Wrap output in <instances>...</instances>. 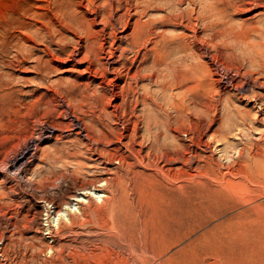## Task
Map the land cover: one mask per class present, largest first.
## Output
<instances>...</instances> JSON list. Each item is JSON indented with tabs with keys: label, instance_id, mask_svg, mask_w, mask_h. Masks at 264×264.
<instances>
[{
	"label": "rangeland",
	"instance_id": "obj_1",
	"mask_svg": "<svg viewBox=\"0 0 264 264\" xmlns=\"http://www.w3.org/2000/svg\"><path fill=\"white\" fill-rule=\"evenodd\" d=\"M49 1L0 0V81L2 80L0 82V237L4 236L2 246L9 257V264H74V260L77 259L79 263L84 264H123L125 261L124 264H264V157H262L264 140L261 139L263 127L254 123L253 118L256 113L254 101L245 99V95H251V88L257 94H264V89L252 87L254 76L258 77L255 73L258 63L251 62L256 65L255 71L247 60L250 53L252 54L250 57L256 55L255 52L253 53V47L251 49L248 47L255 41L259 44L262 41L259 34L258 37L255 33L251 35L253 32L248 25H255L256 22L259 25L258 23L264 21L263 0H246V3L241 2L245 0H230V3L227 0H216L218 10L221 12L219 18L213 16L209 0H172L171 3L169 0H157L162 4L155 2L156 6L149 7L146 13L144 12L145 15L135 16L134 14L142 10L143 4H146L142 0H139L138 4L136 0ZM167 2L170 5H167ZM163 3L168 7L166 8ZM104 6L107 7L108 12L112 8L114 13L111 19L105 17L106 12L101 10ZM93 10H99L105 20L114 25L109 24L104 29V24L101 22L102 15H96ZM224 12L225 17L222 16ZM125 13L126 15L122 17ZM64 14L68 20L65 24L61 22ZM119 17L122 23L117 22ZM125 26L127 30H123ZM214 27L216 28L212 31ZM87 32L90 34L89 39H86ZM215 32L217 35L214 38L212 33ZM242 34L243 37L246 36L243 38L245 40L251 38V45L249 40L248 44L243 43L245 40L242 42L240 37ZM95 40L96 44L93 43ZM110 43L114 44L113 47H118L114 48V58L110 59L111 67L131 68L130 76L124 77L125 80L114 81L116 76L111 70L104 77V71L100 68L98 71L96 65L91 66L93 75L86 71L91 60H96V52H101V44L104 50L100 56L109 57ZM156 43L158 44L155 45ZM257 43L253 46H258ZM77 48L81 49L78 51ZM178 48L181 50L179 54L183 57L189 50H193L195 59L185 57L182 66L180 64V68L174 70L179 84L164 91L167 101L162 96L163 91L152 84V80L157 78L158 71L152 79L147 78L144 81L129 79L135 73L136 75L148 73L145 68L154 63L157 54L164 59L177 53ZM38 62L42 68L43 64H46L44 70H41L44 74L36 68ZM257 68L259 71L260 66ZM261 69L263 73L264 67ZM43 71L49 72L47 74ZM250 71H253L254 76ZM242 73L248 75L244 76ZM94 74L97 77H94ZM75 79L80 81V84H83L82 89L85 87L88 92L78 94L80 99H77L78 101L73 104L74 108L69 110L67 106L69 100L63 101L61 97L56 101L53 100V96L56 95V91L53 90H56L54 88L59 90L61 83L66 84ZM232 79L234 87L228 82ZM263 80L262 75L260 81ZM129 84L133 92L135 89V93L129 91L130 98L125 102L123 96L128 93ZM145 87L151 89L154 98H157L154 99L155 107H151L152 101L148 96L150 106L146 111L142 103L135 101L137 95L141 97ZM190 87L193 90L191 88L187 91L186 89ZM123 92L126 94L124 95ZM177 94H180V97ZM40 103L43 104L39 105ZM229 105L233 112L229 113L232 118L228 116L227 119L223 116V108ZM195 110L196 112H193ZM64 111H67V114ZM238 111L244 116L250 112L251 119L247 118L243 123ZM71 113L76 114L86 126V131L82 134L78 133V129L67 132L71 128L72 120L75 121L70 116ZM145 116H151L159 125L158 129L153 128L150 134H145L144 131L142 118ZM230 118H236V122H240L235 125L236 128L239 126V129L243 130L241 133H238L236 128H234L235 133L231 132L232 134L222 131L227 121L230 123ZM52 125L59 127V130L53 131L52 135L48 136L45 127ZM159 130L161 133H158ZM85 132L90 138L84 135ZM120 133L126 135L123 143L126 142L133 152L129 153L123 144L117 143ZM227 133L229 135L226 136ZM172 134L174 138H171ZM37 136H40L37 156L25 165L22 173H19L13 159L30 138ZM155 136L158 137L157 141ZM145 137L149 141L144 140ZM169 139L172 140L171 143ZM79 143H82L84 148L79 146ZM153 143L158 146H154ZM85 144L88 146L85 147ZM94 145L108 152L100 157L97 154L92 155L87 147L96 149ZM173 146L175 149L172 148ZM114 147L119 148L118 152L114 151ZM240 148H244L242 150L244 152L239 151ZM78 149H81L83 154L72 155L78 153ZM254 155L262 157V162H255ZM62 176L66 179L62 180ZM57 179H59L58 184ZM102 179L111 181L113 192L115 189L118 194V202L122 203L125 206L124 210L129 212L125 215L126 219L124 218L126 223L122 221L124 226L122 222L120 223L121 217L119 219L114 217V208H112L114 201H111L114 200L113 196L110 200L111 207L104 212L105 214H92L90 217L80 219L81 221L76 225L65 228L60 235H54L55 241L48 238L44 229L46 213H43V210L47 207L53 211L54 206L43 205L41 201H53L54 205L60 208L77 187L99 184L103 182ZM73 203L76 204L75 201ZM128 207L131 209L128 210ZM124 231L127 233L124 234ZM115 235L121 237L116 238ZM49 246L57 248L53 247L55 255L52 254V257L48 256ZM129 247L136 249V255L134 251L132 253L129 250ZM138 251L143 258L142 261Z\"/></svg>",
	"mask_w": 264,
	"mask_h": 264
},
{
	"label": "bare ground",
	"instance_id": "obj_2",
	"mask_svg": "<svg viewBox=\"0 0 264 264\" xmlns=\"http://www.w3.org/2000/svg\"><path fill=\"white\" fill-rule=\"evenodd\" d=\"M49 1V0H48ZM108 1V0H107ZM137 1V4H138V1L139 0H136ZM141 1V0H140ZM159 1V0H158ZM170 1H172V0H169V2ZM175 1V0H174ZM183 1V0H182ZM228 1V3H230V0H227ZM252 1V0H251ZM257 1H259V0H257ZM50 2V1H49ZM67 2V1H66ZM75 2V1H74ZM142 2H144V3H146V4H143V8H142V10L140 11V12H137L136 14H134V16L135 15H145V13H146V11H147V9H149V7H153V6H156V5H154L155 4V2H157V0H146V2H145V0H142ZM169 2H167V5L169 4L170 5V3ZM239 3H240V1H238ZM241 2H245L246 3V0L245 1H241ZM263 2H264V0H263ZM81 3V2H80ZM140 4H141V2H139ZM160 3V2H159ZM158 2H157V4H159ZM173 3V2H172ZM177 2H175V4H176ZM217 3L218 2H216V0H209V5H210V8H211V12H212V14H213V16H215V17H217L218 15H220V10H218V7L219 6H217ZM221 3V2H220ZM252 3V2H251ZM250 3V4H251ZM262 3V2H261ZM77 4H78V2H77ZM136 4V3H135ZM160 4H162V3H160ZM174 4V5H175ZM241 4V3H240ZM258 4V3H257ZM51 5V4H50ZM55 5V4H54ZM80 5V4H79ZM163 5H164V3H163ZM165 5H166V3H165ZM164 5V6H165ZM166 5V8L168 7ZM87 6H88V4H87ZM121 7H123L122 5H120ZM223 6V5H222ZM237 6V5H236ZM252 6V5H251ZM37 7V6H36ZM172 7V6H171ZM240 7V6H239ZM264 7V6H263ZM103 8V9H102ZM101 8V10L102 11H105L106 12V14H105V17H108V18H112L113 17V10H112V8L110 9V11L108 12V11H106L107 10V7L106 6H104V7H102ZM132 8V7H131ZM154 8H156V7H154ZM170 8V7H169ZM172 8H174V7H172ZM60 9V8H59ZM78 9V8H77ZM76 9V10H77ZM88 9V8H87ZM123 9V8H122ZM129 9V8H128ZM215 9H216V11L217 12H215ZM223 9H224V7H223ZM223 9H222V12H223ZM231 9V8H230ZM234 9H236V7H235V5H234ZM58 10V9H57ZM72 10V9H71ZM92 10V9H91ZM132 10V9H131ZM140 10V9H139ZM170 10V9H169ZM213 10H214V12H213ZM56 11V10H55ZM63 11V10H62ZM94 11V13L96 14V15H99L100 13V11L99 10H93ZM193 11V10H192ZM75 12V11H74ZM128 12H130V11H128ZM128 12H126V13H128ZM134 12V11H133ZM145 12V13H144ZM149 12V11H148ZM195 12V11H194ZM210 12V13H211ZM59 13V12H58ZM62 13H65V12H62ZM126 13L122 16V17H124L125 15H126ZM131 13V12H130ZM193 13V12H192ZM191 13V14H192ZM225 13V12H224ZM222 14V16H226V13L225 14ZM227 13H229V12H227ZM57 14V13H56ZM66 14V13H65ZM64 14V15H65ZM103 14V13H102ZM102 14H100V15H102ZM117 14V13H116ZM129 14V13H128ZM174 14H176V13H174ZM197 14H199V13H197ZM201 14V13H200ZM63 15V14H62ZM67 15V14H66ZM66 15L64 16V18H63V20L61 21L62 23H67V17H66ZM71 15V14H70ZM189 15V14H188ZM228 15V14H227ZM177 16V15H176ZM182 16V15H181ZM101 17V16H100ZM105 17H104V15H102V20H101V22L104 24V29L106 28V27H108L109 26V24H112L111 26H113L114 24L113 23H111V22H108V21H106L105 20ZM129 17V16H128ZM199 17V16H198ZM223 17V18H224ZM72 18V17H71ZM94 18V17H93ZM132 18V17H131ZM217 18H219V16L217 17ZM217 18H215V19H217ZM183 19V18H182ZM38 20V19H37ZM70 20H72V19H70ZM116 20V19H115ZM217 20H220V19H217ZM121 22V17H119V20H117V22ZM214 21V20H213ZM38 22V21H37ZM93 22H95V20H93ZM259 22V21H258ZM261 22V21H260ZM74 23V22H73ZM122 23V22H121ZM124 23V22H123ZM127 23H128V21H127ZM131 23V22H130ZM246 24V23H245ZM245 24L243 25V28L242 29H244V26H245ZM249 24V23H248ZM259 25H257V22H256V24L254 25V24H249L248 25V27L249 26H251V31L253 32V33H251V35L252 34H256L257 36L256 37H258V34H259V38L260 39H262V41L260 42V44L259 43H257L256 41L253 43V45L255 44V43H257L258 44V46L260 47H258V46H249L248 48H250L251 49V47H253L252 49L254 50H251V51H253V53L255 52V57L254 56H251L250 57V55H252L251 53H250V55L247 57V55H245L246 57H247V60H249V62L251 63V62H254L255 64L256 63H258V65L257 66H260V68H259V71H258V68H257V66L256 65H254V63H251L252 64V67H253V69L255 70V68H256V70H257V72H255V73H257V75H258V77L256 76H254V74L252 73L253 71H250L253 75L252 76H254V80H253V82H254V84H253V88H262V89H264V80L263 81H260V78H262V75L264 76V72L262 73V67H264V21H262L261 23H258ZM72 25H74V24H72ZM134 25V24H133ZM213 26H215L214 24H212ZM247 25V24H246ZM68 26H70V24L68 25ZM77 27V26H76ZM130 27V26H129ZM239 28H240V26H238ZM247 27V28H248ZM63 28V27H62ZM81 28V27H80ZM114 28V27H113ZM188 28H190V27H188ZM215 28L216 27H214L213 28V30L212 31H214L215 30ZM238 28V29H239ZM55 29V28H54ZM66 29H68V28H66ZM74 29V28H73ZM59 30V29H58ZM114 30V29H113ZM123 30H127V26H125V28L123 29ZM191 30V29H190ZM246 30V29H245ZM56 31V30H55ZM65 31V30H64ZM81 31V30H80ZM120 31V30H119ZM133 31V30H132ZM191 31H193V29L191 30ZM49 32V31H48ZM62 32V31H61ZM66 32V31H65ZM75 32V31H74ZM221 32V31H220ZM242 32V31H241ZM247 32H249V31H247ZM57 33V32H56ZM116 33V32H115ZM239 33V32H238ZM244 33V32H243ZM245 33H246V31H245ZM49 34H50V32H49ZM87 35H86V39H89V37H90V34H89V32H87L86 33ZM168 34V33H167ZM213 34V36H214V38H215V35H217L216 34V32H215V34L214 33H212ZM247 34H249V33H247ZM195 35V34H194ZM44 36V35H43ZM78 36V35H77ZM210 36V35H209ZM117 37V36H116ZM240 37H242V42L245 40V39H243V38H246V36H244L243 37V34H242V36H240ZM255 37V36H254ZM113 38H115V37H113ZM210 38H211V36H210ZM248 38V37H247ZM253 38V37H252ZM48 39V38H47ZM58 39V38H57ZM80 39H81V37H80ZM120 39V38H119ZM150 39V38H149ZM191 39V38H190ZM217 39V38H216ZM216 39H215V42H216ZM258 39V38H257ZM256 39V40H257ZM259 39V40H260ZM85 40V39H84ZM248 40H249V43L250 42H252V41H250L251 40V38H248ZM248 40L246 39L243 43L244 44H248L247 42H248ZM258 40V41H259ZM114 40H112V42H113ZM149 41V40H148ZM153 43H155L154 41H152ZM211 42V41H210ZM52 43V42H51ZM93 43H97V41L95 40V42H93ZM115 43V42H114ZM81 44V43H80ZM158 43H156L155 45H157ZM243 44V45H244ZM110 45H111V47H110V50L108 51L109 53H110V55H109V57H107V56H100V53L101 52H103V50H104V46L101 44L100 46V51L101 52H99V51H97L96 52V55H97V58H96V60H94V59H92L91 60V62H90V66H88L87 67V69H86V71L87 72H89V73H92L93 72V70H92V67L91 66H93V65H96L98 68V71H100V69L101 70H103L104 71V74H103V76L105 77L106 76V73L109 71V70H111L112 71V73H115V78H114V81L115 80H125V79H123L124 77H126V76H130V71H131V68L130 67H126V66H123V68H112L111 67V62H110V59H112V58H114V48L116 49V48H118V47H113V45L114 44H111L110 43ZM130 45V44H129ZM182 45V44H181ZM191 45V44H190ZM249 45H251V43L249 44ZM76 46H79V45H76ZM189 46V45H188ZM210 46V45H209ZM215 46V45H214ZM218 46V45H217ZM248 46V45H247ZM66 47V46H65ZM73 47H75V46H73ZM179 47V46H178ZM182 47V46H181ZM208 47V46H207ZM210 47H212V46H210ZM244 47H245V45H244ZM148 48V47H147ZM218 48V47H217ZM246 48V47H245ZM244 48V49H245ZM248 48H247V50H248ZM81 48H77V50L79 51ZM193 49V48H192ZM214 49V48H213ZM216 49V48H215ZM224 49V48H223ZM47 50V49H46ZM48 50H50V49H48ZM185 50V49H184ZM218 50V49H217ZM216 50V51H217ZM82 51V50H81ZM80 51V52H81ZM88 51V50H87ZM171 51H172V49H171ZM215 51V50H214ZM220 51V50H219ZM50 52V51H49ZM70 52V51H69ZM125 52V51H124ZM138 53H139V50L137 51ZM170 52V51H169ZM181 52V50L178 48V50H177V53L175 52V54L173 53L172 55H169V56H167V57H165L164 59H162L160 56H159V54H157L158 56L156 57V58H154V63L150 66V67H146L145 68V71L146 72H148V73H143V71H142V73L143 74H138V75H136V73H135V75H133V76H131L129 79H134V80H137V81H139V80H141V81H144V79H147V78H150V79H152L153 78V76L157 73V71H158V73H157V78L155 79V80H152L153 81V83L152 84H154L155 86H157V87H159L160 88V90L161 91H163V98H165L166 99V95H165V92L166 91H168V90H170V87H172V86H178V81L176 80V77H175V69H178V67L180 66V64H181V66H182V62L184 61V58L186 57V58H189V59H192V58H194L195 59V57H193V50L192 51H190L189 50V52L188 53H185L184 55H185V57H183V55L181 56L179 53ZM185 52V51H184ZM191 52V53H190ZM196 52V51H195ZM218 52V51H217ZM246 52V51H245ZM244 52V53H245ZM248 52H250V51H248ZM57 53V52H56ZM93 53V52H92ZM156 53H158V52H156ZM242 53V52H241ZM247 53V52H246ZM45 54V53H44ZM62 54V53H61ZM72 54V53H71ZM151 54V53H150ZM161 54V53H160ZM170 54V53H169ZM179 54V55H178ZM183 54V53H182ZM243 54V53H242ZM196 56H197V54H195ZM209 55V54H208ZM214 55V54H213ZM244 55H242L243 57H245ZM57 56V55H56ZM85 56H86V54H85ZM164 56H166V55H164ZM25 57V56H24ZM39 57V56H38ZM69 57V56H68ZM215 57V56H214ZM214 57H212L213 59H215ZM242 57V58H243ZM245 57V58H246ZM250 57V58H249ZM26 58V57H25ZM92 58V57H91ZM125 58V57H124ZM217 58V57H216ZM249 58V59H248ZM70 59H71V57H70ZM75 59V58H74ZM89 59V58H88ZM119 59V58H118ZM147 59V58H146ZM212 59V60H213ZM39 60V59H38ZM41 60V59H40ZM50 60V59H49ZM72 60V59H71ZM106 60V61H105ZM117 60V59H116ZM219 60V59H218ZM19 61V60H18ZM21 61V60H20ZM135 61V60H134ZM148 61V60H147ZM185 61H187V60H185ZM214 61V60H213ZM217 61V60H216ZM42 62V61H41ZM43 62H44V57H43ZM218 62V61H217ZM220 62V61H219ZM130 63V62H129ZM35 64H37V63H35ZM38 64H39V62H38ZM43 64V63H42ZM128 64V63H127ZM242 64V63H241ZM46 65V64H45ZM44 64H43V66L44 67H46ZM215 65V64H214ZM247 65H249V64H247ZM37 66V65H36ZM35 66V67H36ZM132 66V65H131ZM244 66V65H243ZM251 66V65H250ZM256 66V67H255ZM44 67L42 68V66H41V64H39L36 68H38V70L41 72V70L43 69L44 70ZM52 67V66H51ZM94 67V66H93ZM255 67V68H254ZM100 68V69H99ZM180 68V67H179ZM218 68V67H217ZM251 68V67H250ZM45 69H47V68H45ZM124 69H126V70H124ZM136 69V68H135ZM252 68H251V70H253ZM50 70V69H49ZM175 70V71H174ZM186 71V70H185ZM198 71V70H197ZM238 71V70H237ZM244 71V70H243ZM246 71H248V70H246ZM43 72H47V71H43ZM49 72V71H48ZM48 72H47V74H48ZM122 72H124V74H122ZM178 72V71H177ZM184 72V71H183ZM249 72V73H250ZM42 73V72H41ZM51 73V72H50ZM109 73V72H108ZM140 73V72H139ZM179 73V72H178ZM246 73V72H245ZM243 74L244 76L246 75V74ZM248 73V72H247ZM42 74H44V73H42ZM182 74H184V73H182ZM181 74V75H182ZM226 74V73H225ZM238 74V73H237ZM236 74V75H237ZM2 75V74H1ZM6 75V74H5ZM41 75V74H40ZM40 75H39V77H40ZM92 75H93V73H92ZM179 75V74H178ZM242 75V76H243ZM248 75V74H247ZM246 75V76H247ZM251 75V74H250ZM3 76V75H2ZM1 76V77H2ZM8 76V75H7ZM251 76V77H252ZM261 76V77H260ZM39 77H38V79H39ZM49 77V76H48ZM94 77H97V75L96 74H94ZM139 77V78H138ZM178 77V76H177ZM180 77V76H179ZM187 77V76H186ZM241 77V76H240ZM103 78V77H102ZM223 78V77H222ZM242 78H244V77H242ZM241 78V79H242ZM245 78H247V77H245ZM249 78V77H248ZM1 79H3V78H1ZM41 79H43V78H41ZM48 79V78H47ZM179 80H180V78H178ZM189 79V78H188ZM241 79H240V81H241ZM250 79V78H249ZM43 80H45V79H43ZM184 80H185V76H184ZM183 80V81H184ZM2 81V80H1ZM0 81V82H1ZM39 81H40V79H39ZM188 81V80H187ZM238 81V80H237ZM9 82V81H8ZM8 82H6V83H8ZM50 82V81H49ZM57 82V81H56ZM67 82V81H66ZM65 82V83H66ZM112 82V81H111ZM110 82V83H111ZM130 82V81H129ZM136 82V81H135ZM180 82V81H179ZM189 82V81H188ZM229 82V85L232 87H234V82H233V79L232 80H229L228 81ZM244 82H246V81H244ZM40 83V82H39ZM52 83V82H51ZM103 83V82H102ZM108 83V82H107ZM128 83V82H127ZM185 83V82H184ZM238 84L240 83V82H237ZM5 84V83H4ZM41 84V83H40ZM44 84H45V82H44ZM47 84V83H46ZM207 84H209V83H207ZM207 84H205V85H207ZM242 84V83H241ZM240 84V85H241ZM83 85V84H82ZM82 85L80 84V81H78L77 79H75V80H73V81H70V82H68V83H66V84H64V83H61L60 84V89L59 90H57V88H54V89H56V90H53V91H56V95H54L53 96V100H55L56 101V99L58 98V97H61V99L63 100V101H65V100H69V103L67 104V106H68V108H69V110L71 109H73L74 107H73V104H75L76 102V100L77 99H80V98H78V97H80V95H82L85 91H87V90H85L84 88L82 89ZM103 85V84H102ZM110 85V84H109ZM190 85V84H189ZM243 85H244V83H243ZM243 85H242V87H243ZM7 86H8V84H7ZM51 86H52V84H51ZM54 86V85H53ZM120 86H122V85H120ZM136 86V85H135ZM192 86H194L193 84H192ZM49 88H51L50 86H48ZM54 87H56V86H54ZM128 87L130 88L127 92V94L126 93H124V95L125 96H123V101H128V99L130 98V93H129V91H132L133 92V89H132V87H131V84H129L128 85ZM149 87V86H148ZM207 87V86H206ZM208 87H209V85H208ZM141 88V87H140ZM146 88V87H145ZM186 88V87H185ZM191 88L192 87H190V88H187L186 90L187 91H189L188 89H190L191 90ZM53 89V88H52ZM51 89V90H52ZM87 89V88H86ZM138 89V88H137ZM143 89V88H142ZM111 90H113V88H111ZM151 90V89H150ZM150 90H148L147 88L146 89H144L143 90V93H142V95H141V97H139V95H137V97L135 98V101L136 102H139V103H142L143 105H144V107H145V111L146 110H148V109H146V108H148L150 105H151V107H155V105H153L154 104V99L156 98H154V95H153V93L150 91ZM176 90H177V88H176ZM181 90V89H180ZM192 90H193V88H192ZM230 90V89H229ZM245 90V89H244ZM50 91V90H49ZM138 91V90H137ZM165 91V92H164ZM205 91V90H204ZM240 91V90H239ZM247 91H249V90H247ZM88 92V91H87ZM122 92V91H121ZM131 92V93H132ZM182 92H183V90H182ZM241 92H242V90H241ZM77 93V94H76ZM133 93H135V89H134V92ZM137 93H139V92H137ZM156 93V92H155ZM170 93H171V91H170ZM173 93H175V92H173ZM181 93V92H180ZM186 93V92H185ZM78 94H80L79 96H78ZM114 94V93H113ZM182 94V93H181ZM184 94V93H183ZM230 94V93H229ZM239 94V93H238ZM244 94H246V93H244ZM33 95V94H32ZM45 95H47V94H45ZM90 95V94H89ZM176 95V94H175ZM178 95V94H177ZM180 95V94H179ZM178 95V96H179ZM186 95V94H185ZM216 95V94H215ZM35 96V95H34ZM48 96V95H47ZM46 96V97H47ZM91 96V95H90ZM90 96H89V98H90ZM148 96H150V99H151V103H150V105H149V103H148ZM156 96H158V95H156ZM177 96V97H178ZM187 96V95H186ZM194 96V95H193ZM193 96H191V97H193ZM213 96V95H212ZM261 96H263V97H261ZM39 97V96H38ZM117 97V96H116ZM180 97V96H179ZM231 97V96H230ZM238 97H240V96H238ZM242 97V96H241ZM48 98V97H47ZM50 98V97H49ZM162 98V97H161ZM163 98H162V100H163ZM170 98V97H169ZM195 98V97H194ZM252 98V99H251ZM83 99V98H82ZM82 99H81V101H82ZM108 99V98H107ZM112 99H114V98H112ZM122 99V98H121ZM132 99V98H131ZM157 99V98H156ZM226 99V98H225ZM245 99H247V100H253L254 101V104H255V109H256V113H255V117L253 118V120H254V123H256V124H258L259 126H262L263 127V129H262V131H261V133H263L262 134V136H261V139H263L264 140V94L263 95H260V94H257V93H255L254 91H253V89L251 88V95H245ZM46 100V99H45ZM52 100V99H51ZM110 100V99H109ZM170 100V99H169ZM168 100V101H169ZM177 100V99H176ZM212 100V99H211ZM29 101V100H28ZM43 101V100H42ZM54 101V102H55ZM78 101V100H77ZM102 101V100H101ZM111 101V100H110ZM110 101H108V102H110ZM158 101V100H157ZM166 101H167V99H166ZM172 101V100H171ZM173 101H175V100H173ZM191 101L193 102L194 100L193 99H191ZM216 101V100H215ZM19 102V101H18ZM21 102V101H20ZM61 102V101H60ZM74 102V103H73ZM195 102V101H194ZM227 102V101H226ZM23 103V102H22ZM80 103V102H79ZM123 103V102H122ZM128 103V102H127ZM161 103H162V101H161ZM160 103V105H162ZM175 103V102H174ZM182 103V102H181ZM41 104H43V103H40L39 105H41ZM77 104H78V102H77ZM82 104V103H81ZM90 104V103H89ZM121 104V103H120ZM227 104H229V103H227ZM57 105V104H56ZM65 105V104H64ZM93 105V104H92ZM125 105V104H124ZM165 105V104H164ZM177 105H178V103H177ZM200 105V104H199ZM76 106V105H75ZM77 106H79V105H77ZM83 106V105H82ZM118 106V105H117ZM233 106V105H232ZM22 107V106H21ZM43 107V106H42ZM55 107V106H54ZM63 107V106H62ZM80 107V106H79ZM119 107V106H118ZM123 107V106H122ZM134 107V106H133ZM143 107V108H144ZM158 107H160V106H158ZM162 107V106H161ZM167 107V106H166ZM178 107V106H177ZM176 107V108H177ZM217 107V106H216ZM230 107H231V105H229V106H225L224 108H223V116H226V118L228 117V116H230L231 117V115H229V113H232L233 111L230 109ZM8 108H10V107H8ZM12 108V107H11ZM78 108V107H77ZM119 108H121V106L119 107ZM254 108V107H253ZM195 109V108H194ZM200 109V108H199ZM221 109V112H222V108H220ZM234 109V108H233ZM13 110V109H12ZM153 110V109H152ZM179 110V109H178ZM193 110V109H192ZM197 110V109H196ZM196 110L195 111H193V112H196ZM186 111H188V110H186ZM190 111V110H189ZM203 111V110H202ZM232 111V112H231ZM237 110H235V112H236ZM20 112H21V110H20ZM41 112V111H40ZM64 112H66V114H67V111H64ZM78 112V111H77ZM93 112V111H92ZM137 112V111H136ZM148 112V111H147ZM150 112H151V110H150ZM158 112V111H157ZM177 112V111H176ZM175 112V113H176ZM200 112V111H199ZM19 113V112H18ZM37 113V112H36ZM140 113V112H139ZM168 113H169V110H168ZM182 113H184L183 111H182ZM182 113H181V115H182ZM189 113V112H188ZM201 113V112H200ZM237 113V112H236ZM242 113V112H241ZM244 113H245V111H244ZM250 113V112H249ZM249 113L247 112L246 114V116H244V115H241L240 114V112L238 111V114H240L239 115V117H240V119L243 121V123H245L246 121H247V118H250V115H249ZM143 114V113H142ZM150 114H152V112L150 113ZM157 114V113H156ZM159 114V113H158ZM186 114V113H185ZM184 114V115H185ZM199 114V113H198ZM214 114V113H213ZM175 115H177V114H175ZM208 115H209V113H208ZM207 115V116H208ZM222 115V114H221ZM16 116V115H15ZM37 116V115H36ZM39 116V115H38ZM70 116H72V118H74L75 119V121L74 120H72V123L70 124V126H71V128H69L68 130H67V132H69L70 133V131L71 130H73V129H78V133L79 134H82L84 131H86V126L82 123V121L77 117V115L76 114H74V113H71V115ZM154 116H155V114H154ZM178 117H179V115H177ZM198 116V115H197ZM232 116L234 117V115L232 114ZM252 116V115H251ZM82 117V116H81ZM133 117V116H132ZM157 117V116H156ZM178 117H177V120H178ZM181 117V116H180ZM204 117V116H203ZM236 117V116H235ZM19 118V117H18ZM174 118H176V116L174 117ZM174 118H173V120H174ZM182 118V117H181ZM180 118V119H181ZM204 118H206V116L204 117ZM223 118V117H222ZM232 118V117H231ZM229 119V120H231V121H229L230 123H228V121H227V124H225L224 125V129H222V131H225V133H226V131L230 134L231 132H234L235 133V130H234V128H236V126L237 125H235V123H237L238 124V122L239 121H237L236 122V118H233V119ZM238 118V117H237ZM130 119V118H129ZM179 119V120H180ZM193 119V118H192ZM197 119V118H196ZM207 119H208V117H207ZM207 119H205V120H207ZM212 119H214V118H212ZM211 119V120H212ZM228 119V118H227ZM226 119V120H227ZM251 119V118H250ZM45 120V119H44ZM43 120V121H44ZM106 120V119H105ZM125 120V119H124ZM184 120H185V118H184ZM204 120V121H205ZM17 121V120H16ZM136 121V120H135ZM169 121V120H168ZM171 121V120H170ZM182 121V120H181ZM202 121V120H201ZM203 121V122H204ZM216 121V120H215ZM250 121H252V120H250ZM114 122V121H113ZM140 122V121H139ZM220 122V121H219ZM41 123V122H40ZM122 123V122H121ZM134 123V122H133ZM142 123L144 124V131H145V134L146 133H148V134H150V132L151 131H153L152 129L154 128V129H158V122H157V120H154L153 118H151V116H145V117H143L142 118ZM163 123H164V121H163ZM168 123V122H167ZM179 123V122H178ZM240 123V122H239ZM242 122H241V125L243 124ZM250 123H252V122H250ZM250 123H249V125H250ZM94 124V123H93ZM166 124V123H165ZM169 124V123H168ZM175 124V123H174ZM212 124H213V122H212ZM215 124V123H214ZM248 124V123H247ZM253 124V123H252ZM142 125V124H141ZM163 125V124H162ZM194 125V124H193ZM207 124H205V126H206ZM227 125V126H226ZM246 125V124H245ZM168 126V125H167ZM176 126V125H175ZM226 126V127H225ZM244 126V125H243ZM242 126V127H243ZM254 126V125H253ZM9 127V126H8ZM156 127V128H155ZM173 127V126H172ZM218 127V126H217ZM223 127V126H222ZM241 127V126H240ZM162 128V127H161ZM210 128V127H209ZM251 128V127H250ZM254 128V127H253ZM128 129V128H127ZM170 129H171V126H170ZM218 129H219V127H218ZM239 132L238 133H241L243 130H241V129H239V126H238V128H236ZM247 129V128H246ZM35 130V129H34ZM59 130V127H57V126H46L45 127V133L46 134H48V136H51L52 135V132L53 131H58ZM117 130V129H116ZM164 130V129H163ZM204 130V129H203ZM234 130V131H233ZM66 131V130H65ZM140 132V131H139ZM170 132V131H169ZM199 132V131H198ZM158 133H161V131L159 130V132ZM203 133V132H202ZM216 133H217V130H216ZM219 133H220V131H219ZM225 133H222V134H225ZM226 134V136L227 135H229V134ZM233 133V134H234ZM42 134V133H41ZM96 134V133H95ZM148 134H147V136H148ZM156 134V133H155ZM164 134V133H163ZM162 134V135H163ZM190 134V133H189ZM192 134V133H191ZM205 134V133H204ZM232 134V133H231ZM84 135L87 137V138H90V135L87 133V132H85L84 133ZM129 135V134H128ZM144 135V134H143ZM170 135V134H169ZM185 135V134H184ZM198 135V134H197ZM201 135V134H200ZM221 135V134H220ZM237 135V134H236ZM130 136V135H129ZM135 137H136V135H134ZM138 136H140V134L138 135ZM146 136V135H145ZM217 136V135H216ZM222 136V135H221ZM220 136V137H221ZM238 136V135H237ZM241 136V135H240ZM118 137V136H117ZM149 138H150V136H148ZM169 137V136H168ZM167 137V138H168ZM197 137V136H196ZM196 137H195V139H196ZM220 137H219V139H220ZM126 138V135L124 134V133H120V136L118 137V140H117V143H119V144H123L124 145V147L126 148V151H128L129 153L130 152H133V150H132V148H130L127 144H126V142H124L123 143V141H124V139ZM129 138V137H128ZM133 138V137H132ZM141 138H143V137H141ZM155 138H156V141H157V139H158V137L157 136H155ZM162 138V137H161ZM165 138V137H164ZM171 138H174V136H173V134H172V137ZM198 138V137H197ZM200 138V137H199ZM40 139V136H37V138H30L26 143H25V145L23 146V148H21L20 149V151L18 152V154H17V156L13 159V161H14V165L18 168V170H19V173H22L23 171H24V167H25V165L26 164H28L29 162H31L34 158H36V156H37V151L39 150V143H38V140ZM96 139V138H95ZM117 139V138H116ZM138 139V138H137ZM166 139V138H165ZM222 139L224 140V137H222ZM132 140H134V139H132ZM144 140H148V139H146V137H145V139ZM190 140V139H189ZM211 140V139H210ZM226 140V139H225ZM92 141V140H91ZM149 141V140H148ZM168 141V140H167ZM166 141V142H167ZM169 141H170V143H171V141L172 140H170L169 139ZM192 141V140H191ZM200 141V140H199ZM203 141V140H202ZM206 141H207V139H206ZM222 141V140H221ZM109 142H111V141H109ZM129 142V141H128ZM151 142V141H150ZM153 142V141H152ZM155 142V141H154ZM161 142V141H160ZM174 142V141H173ZM198 142V141H197ZM89 143V142H88ZM98 143H100V142H98ZM97 143V144H98ZM168 143V142H167ZM209 143V142H208ZM130 144V143H129ZM154 144V143H153ZM156 144V143H155ZM154 144V146H156ZM159 144V143H158ZM172 144H174V143H172ZM199 144V143H198ZM219 144V143H218ZM162 145H163V143H162ZM177 145H178V143H177ZM79 146H82L83 147V145H82V143H79ZM85 147L86 146H88L87 144H85L84 145ZM93 146V145H92ZM95 146V145H94ZM144 146V145H143ZM158 146V145H157ZM156 146V147H157ZM165 146V145H164ZM163 146V147H164ZM172 146V145H171ZM171 146H169V147H171ZM206 146H208V145H206ZM211 146V145H210ZM210 146H209V148H210ZM229 146V145H228ZM252 146H254V145H252ZM96 147V146H95ZM123 147V146H122ZM148 147V146H147ZM167 147V146H166ZM176 147V146H175ZM179 147V146H178ZM181 147V146H180ZM189 147H190V144H189ZM196 147V146H195ZM231 147V146H230ZM245 147V146H244ZM264 147V146H263ZM80 148V147H79ZM84 148V147H83ZM142 148V147H141ZM145 148V147H144ZM172 148H174V146L172 147ZM182 148V147H181ZM191 148V147H190ZM248 148V147H247ZM258 148V147H257ZM114 149V151H116V152H118V150H119V148L118 147H114L113 148ZM148 149V148H147ZM159 149V148H158ZM175 149V148H174ZM173 149V151H175ZM212 149V148H211ZM220 149V148H219ZM234 149V148H233ZM244 148H240V150L239 151H241V152H244V151H242ZM246 149V148H245ZM262 149H264V148H262ZM87 150L89 151V152H91V154L93 155V154H97V155H99V157H100V155H103L104 153H107L108 151H106V150H104V149H99V148H97L96 147V149H93L91 146L90 147H87ZM144 150V149H143ZM142 150V151H143ZM160 150H161V148H160ZM164 150H165V148H164ZM179 150V149H178ZM177 150V151H178ZM185 150H187V148L185 149ZM189 150V149H188ZM224 150V149H223ZM235 150V149H234ZM70 151V150H69ZM171 151H172V149H171ZM183 151H184V149H183ZM193 151V150H192ZM120 152V151H119ZM153 152V151H152ZM167 152H169V150L167 151ZM182 152V151H181ZM189 152V151H188ZM223 152V151H222ZM240 152V153H241ZM82 152H81V149H78V153H74V154H72V155H75V156H78V154L80 155ZM143 153V152H142ZM171 153V152H170ZM170 153H168V154H170ZM174 153V152H173ZM175 153H176V151H175ZM178 153V152H177ZM187 153V152H186ZM192 153V152H191ZM226 153H227V151H226ZM237 153V152H236ZM246 153V152H245ZM254 153V152H253ZM256 153V152H255ZM83 154V153H82ZM181 154V153H180ZM179 154V155H180ZM183 154V153H182ZM188 154V153H187ZM223 154H224V152H223ZM151 155V154H150ZM149 155V156H150ZM157 155V154H156ZM176 155V154H175ZM190 155V154H189ZM196 155V154H195ZM198 155V154H197ZM227 155V154H226ZM243 155H244V153H243ZM259 155V154H258ZM258 155H254L253 156V160L255 161V162H260L261 161V158L262 157H264V156H262L261 158L258 156ZM261 155H262V153H261ZM139 156V155H138ZM167 156V155H166ZM180 156H182V155H180ZM99 157H97V158H99ZM117 157V155L115 156V158ZM139 157H141V156H139ZM173 157V156H172ZM187 157V156H186ZM186 157H185V159H186ZM199 157V156H198ZM176 158V157H175ZM252 158V157H251ZM118 159V158H117ZM128 159V158H127ZM172 159V158H171ZM184 159V160H185ZM207 159H210V158H207ZM213 159V158H212ZM90 160V159H89ZM96 160V159H95ZM187 160V159H186ZM197 160H198V158H197ZM12 161V160H11ZM97 161H98V159H97ZM116 161V160H115ZM216 161V160H215ZM86 162V161H85ZM89 162V161H88ZM187 162V161H186ZM212 162H213V160H212ZM262 162V161H261ZM3 163V162H2ZM5 163V162H4ZM12 163V162H11ZM80 163V162H79ZM143 163V162H142ZM199 163V162H198ZM197 163V164H198ZM248 163V162H247ZM13 164V163H12ZM101 164V163H100ZM154 164H155V161H154ZM157 164V163H156ZM181 164V163H180ZM211 164V163H210ZM255 164V163H254ZM166 165V164H165ZM248 165V164H247ZM250 165H251V163H250ZM253 165V164H252ZM264 165V164H263ZM53 166V165H52ZM99 166V165H98ZM143 166V165H142ZM200 166V165H199ZM210 166V165H209ZM221 166V165H220ZM258 165H256V167H257ZM5 167V166H4ZM69 167V166H68ZM78 167V166H77ZM160 167V166H159ZM167 167V166H166ZM260 167V166H259ZM7 168V167H6ZM9 168V167H8ZM90 168V167H89ZM171 168V167H170ZM197 168H200V167H197ZM211 168V167H210ZM244 168V167H243ZM52 169V168H51ZM53 169H54V167H53ZM137 169V168H136ZM156 169V168H155ZM255 169V168H254ZM16 170V169H15ZM243 170H245V169H243ZM58 171V170H57ZM83 171V170H82ZM126 171V170H125ZM214 171V170H213ZM242 171V170H241ZM249 171V170H248ZM253 171V170H252ZM255 171V170H254ZM36 172V171H35ZM101 172V171H100ZM161 172V171H160ZM165 172V171H164ZM256 172H257V170H256ZM12 173H14V172H12ZM103 173V172H102ZM133 173V172H132ZM199 173V172H198ZM224 173V172H223ZM231 173V172H230ZM258 173V172H257ZM53 174V173H52ZM58 174V173H57ZM90 174V173H89ZM165 174V173H164ZM213 174V173H212ZM246 174V173H245ZM13 175V174H12ZM28 175V174H27ZM42 175H43V173H42ZM86 175H88V173L86 174ZM103 175V174H102ZM116 175V174H115ZM198 175V174H197ZM233 175V174H232ZM255 175V174H254ZM263 175V174H262ZM29 176H31V175H29ZM34 176V175H33ZM72 176V175H71ZM101 176V175H100ZM130 176H131V174H130ZM204 176V175H203ZM206 176V175H205ZM222 176H224L223 174H222ZM260 176V175H259ZM25 177V176H24ZM74 177V176H73ZM108 177V176H107ZM107 177H106V179H107ZM250 177V176H249ZM5 178V177H4ZM30 178V177H29ZM31 178H33V177H31ZM100 178V177H99ZM102 178V177H101ZM120 178V177H119ZM170 178V177H169ZM258 178V177H257ZM6 179V178H5ZM25 179H26V177H25ZM61 179L63 180H65L66 178L65 177H61ZM61 179H60V182H61ZM106 179H102L103 180V182L101 183H99V184H93V185H90V186H88V185H86V186H79V187H77V189L75 190V191H72V193L70 194V196H69V198H68V200H65L66 202L64 203H62V204H64L62 207H60V208H57L58 206L57 205H54V202L52 201H47V200H45V201H41L42 203H43V205H46V204H51V206H54V209H53V211H50L49 209H47V207L43 210V213H46V225H44V226H46V228H44L45 229V231H46V234H47V237L48 238H51L52 239V241H55V238H56V236H54V235H60V233L61 232H63L64 231V229L65 228H67V227H69V226H73V225H76L79 221H81L80 219H85L86 217H90V215H94V214H98V213H104L106 210H108L111 206H110V200L113 198V196H114V200H111V201H114V206L112 207V208H114V217H116V218H120L121 217V219H119V220H121L120 221V223L122 222V221H124L125 222V220H124V218L126 219V217H125V215H127V213H129V212H127V210H124V207L125 206H123L122 205V203L120 204V202H118V194H117V192H116V190L114 189V192H113V188H112V183H111V181H109V180H106ZM251 179V178H250ZM28 180V179H27ZM58 181H56V183L57 182H59V179H57ZM112 180V179H111ZM172 180V179H171ZM211 180H213V179H211ZM224 180V179H223ZM181 181V180H180ZM81 182V181H80ZM224 183V182H223ZM31 184V183H30ZM33 184V183H32ZM58 184V183H57ZM60 184V183H59ZM78 184V183H77ZM81 184V183H80ZM134 184V183H133ZM177 184V183H176ZM120 185V184H119ZM118 185V186H119ZM5 186V185H4ZM75 186H77V185H75ZM30 188V187H29ZM121 188V187H120ZM125 188V187H124ZM40 190V189H39ZM121 190V189H120ZM125 190V189H124ZM69 191V190H68ZM56 192V191H55ZM120 192V191H119ZM32 194V193H31ZM131 195V194H130ZM97 196V197H96ZM121 196V195H120ZM65 197V196H64ZM125 197V196H124ZM64 198H62V200H63ZM73 201H75V203L76 204H74L73 203ZM125 202H126V200H125ZM129 202V201H128ZM26 203V202H25ZM60 204V203H59ZM61 205V204H60ZM128 205V204H127ZM134 205V204H133ZM10 207V206H9ZM74 207H76V208H74ZM111 208V209H112ZM129 208L131 209V207H128V210H129ZM126 209V208H125ZM6 212H7V210H6ZM111 212V211H110ZM2 213V212H1ZM16 213H17V211H16ZM52 214L54 215V216H52ZM105 214V213H104ZM112 215V214H111ZM110 215V216H111ZM20 217V216H19ZM129 218V217H128ZM3 219V218H2ZM5 219V218H4ZM16 219V218H15ZM128 220V219H127ZM130 220V219H129ZM3 221V220H2ZM19 221V220H18ZM17 221V222H18ZM23 221V220H22ZM93 221V220H92ZM117 222H118V220H116ZM83 222V221H82ZM96 222H97V220H96ZM116 222V223H117ZM130 222V221H129ZM86 223V222H85ZM114 223V222H113ZM119 223V222H118ZM126 223V222H125ZM9 224V223H8ZM43 224V223H42ZM19 226H20V224H19ZM23 226V225H22ZM111 226V225H110ZM122 226H124V224H123V222H122ZM75 227V226H74ZM77 227V226H76ZM80 228V227H79ZM110 228H112V227H110ZM109 228V229H110ZM122 228V227H121ZM36 229V228H35ZM43 229V230H44ZM97 229V228H96ZM106 229V228H105ZM94 230H95V228H94ZM113 230H114V228H113ZM128 230V229H127ZM71 231V230H70ZM83 231H84V229H83ZM108 231V230H107ZM120 231V230H119ZM4 232V231H3ZM2 232V233H3ZM73 232V231H72ZM122 232V231H121ZM12 233V232H11ZM10 233V234H11ZM21 233V232H20ZM19 233V234H20ZM68 233V232H67ZM81 233H82V231H81ZM88 233V232H87ZM86 233V234H87ZM91 233V232H90ZM117 233H119L120 234V232H117ZM116 233V234H117ZM124 234H126L127 233V231H124L123 232ZM122 233V234H123ZM45 234V233H44ZM66 234V233H65ZM101 234H103V232L101 233ZM105 234V233H104ZM63 234H61V236H62ZM128 235V234H127ZM126 235V236H127ZM63 237V236H62ZM67 237V236H66ZM78 237V236H77ZM115 237L116 238H119V237H121V235H115ZM123 237V236H122ZM11 238V237H10ZM15 238V237H14ZM71 238V237H70ZM97 238V237H96ZM21 239V238H20ZM3 240H4V236L2 235L1 237H0V264H9L10 262H9V257H8V255L6 254L7 252H5V248L2 246L3 245ZM57 240V239H56ZM18 242V241H17ZM39 242V241H38ZM114 242H116V241H114ZM119 242V241H118ZM91 243V242H90ZM95 243V242H94ZM120 243V242H119ZM124 243V242H123ZM141 243V242H140ZM45 244V243H44ZM93 244V243H92ZM98 244H100V243H98ZM51 245V244H50ZM53 245V244H52ZM130 245V244H129ZM5 246V245H4ZM94 246V245H93ZM131 246H133V245H131ZM139 246V245H138ZM54 247V249H57V248H55V246H53ZM53 247L52 246H49V249H50V252H49V254H48V256L49 257H52V254H54V250H53ZM64 247H65V245H64ZM120 247V246H119ZM140 247V246H139ZM142 248V247H141ZM117 249V248H116ZM122 249H125V248H123L122 247ZM99 250V249H98ZM121 250V249H120ZM129 250L133 253V251H134V255H136L135 254V252H136V249H133L132 247H129ZM143 250V249H142ZM14 251V250H13ZM49 251V250H48ZM56 251V250H55ZM58 251H60L59 249H58ZM58 251H57V253H58ZM124 252H125V250H123ZM144 251H145V249H144ZM116 252H118V251H116ZM124 252H123V256H124ZM131 252H129V253H131ZM143 252V251H142ZM113 253H115V252H113ZM118 253H120V252H118ZM122 253V252H121ZM120 253V254H121ZM138 253H139V251H138ZM138 253H137V255H138ZM145 254V253H144ZM55 255V254H54ZM53 255V256H54ZM58 255V254H57ZM60 255V254H59ZM87 255V254H86ZM94 255V254H93ZM100 255V254H99ZM116 255V254H115ZM121 255V256H122ZM128 255V254H127ZM133 255V254H132ZM105 256V255H104ZM117 256H118V254H117ZM122 256V257H123ZM138 256H140L141 257V255H140V253H139V255ZM145 256V255H144ZM93 257V256H92ZM128 257H130V256H128ZM62 258V257H61ZM78 258V257H77ZM85 258V257H84ZM119 258V257H118ZM121 258V257H120ZM138 258V257H137ZM142 258V257H141ZM88 259V258H87ZM95 259V258H94ZM99 259V258H98ZM103 259H105V258H103ZM109 259V258H108ZM123 259H124V257H123ZM78 260V259H77ZM77 260H74V264H84V263H79ZM91 260V259H90ZM121 260V259H120ZM126 260V259H125ZM124 260V261H125ZM136 260V259H135ZM141 261L143 260V258L142 259H140ZM145 260H147V259H145ZM92 261V260H91ZM105 261H106V259H105ZM114 261V260H113ZM123 261V260H122ZM123 261V262H124ZM128 261V260H127ZM115 262H117V261H115ZM126 262V261H125ZM124 262V263H125ZM145 262V261H144ZM148 262V261H147ZM102 263V262H101ZM108 263V262H107ZM110 263H112V262H110ZM122 263V262H121ZM123 263V264H124ZM129 263V262H128ZM136 263H138V262H136ZM15 264V263H14ZM63 264H66V263H63ZM71 264V263H70ZM93 264V263H92ZM112 264H114V263H112ZM130 264V263H129ZM134 264V263H133Z\"/></svg>",
	"mask_w": 264,
	"mask_h": 264
}]
</instances>
